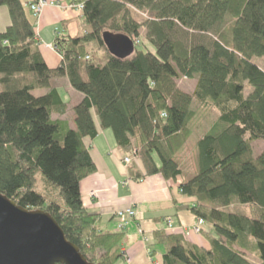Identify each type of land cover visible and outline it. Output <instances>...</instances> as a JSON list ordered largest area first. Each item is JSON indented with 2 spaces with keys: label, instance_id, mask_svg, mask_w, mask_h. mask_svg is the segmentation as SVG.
<instances>
[{
  "label": "trees",
  "instance_id": "trees-1",
  "mask_svg": "<svg viewBox=\"0 0 264 264\" xmlns=\"http://www.w3.org/2000/svg\"><path fill=\"white\" fill-rule=\"evenodd\" d=\"M69 1L82 6L84 34L58 38L61 62L49 69L21 1L0 0L9 19L0 32V195L51 216L89 263L115 264L123 258V234L97 232L96 217L81 203L79 184L95 173L83 140L95 138L98 128L110 130L119 150L141 161L145 176L177 181L175 156L189 138L196 102L218 117L195 144L196 174L178 189L194 200L185 208L210 222L214 236L201 231L209 243L204 250L155 233L165 249L162 264H253L246 258L250 240L264 264V151L253 157L251 148L264 143V71L253 63L264 59V0ZM107 32L133 40L134 53L110 56L101 41ZM89 47L103 51L102 58L90 57ZM63 77L82 96L72 108L73 130L54 118L67 112L53 86ZM180 79L196 80L192 94L178 89ZM36 90L47 93L35 97ZM128 170L133 174L131 164ZM37 174L58 190V201L35 191ZM233 204L256 212H227Z\"/></svg>",
  "mask_w": 264,
  "mask_h": 264
},
{
  "label": "crops",
  "instance_id": "crops-1",
  "mask_svg": "<svg viewBox=\"0 0 264 264\" xmlns=\"http://www.w3.org/2000/svg\"><path fill=\"white\" fill-rule=\"evenodd\" d=\"M20 1L24 6L33 0ZM46 1L48 5L37 20L33 19L28 12L27 14L29 22L34 27L38 51L43 61L49 69H56L61 59L49 46L55 44L58 38L82 36L84 34L82 13L55 7L56 2L64 5L68 0ZM3 8H0V32H3L9 25L7 11L4 8L3 12ZM190 81L194 82L193 89H195L196 80ZM53 86L62 102L67 105V112L71 113V121L64 119L66 114L56 118L66 122L73 130L75 127L72 108L82 99V96L71 88L66 77L55 80ZM181 91L192 94L189 93L190 91ZM46 93L47 91L44 94ZM212 125L207 128V132ZM189 134L190 137V130ZM83 143L95 166V173L79 184L82 206L87 214L96 217L94 226L97 232L123 234L122 252L125 258L122 261L124 264H162L165 249L157 244L154 238L157 232L178 237L188 245L204 250L209 249V243L202 234L189 233L186 235V231L195 225L196 218L185 208V206H193L194 200L180 194L178 187L184 182L183 180L178 181L180 177L177 181L168 182L159 174L145 176L141 161L135 158H132L131 162L133 174H129L128 166L121 164V158L126 156L117 147L110 130L98 128L97 136L93 139L85 138ZM126 174L128 183L124 185ZM137 174L140 175V180L133 179ZM129 207L134 208L135 219L126 226L120 227L114 215ZM167 220L171 221V227H168ZM202 232L208 234L205 223L202 226ZM149 252L153 259L152 262H150Z\"/></svg>",
  "mask_w": 264,
  "mask_h": 264
},
{
  "label": "water",
  "instance_id": "water-1",
  "mask_svg": "<svg viewBox=\"0 0 264 264\" xmlns=\"http://www.w3.org/2000/svg\"><path fill=\"white\" fill-rule=\"evenodd\" d=\"M101 41L116 59L135 49L126 36L103 33ZM0 264H91L68 242L55 220L44 211H28L0 195Z\"/></svg>",
  "mask_w": 264,
  "mask_h": 264
},
{
  "label": "rangeland",
  "instance_id": "rangeland-1",
  "mask_svg": "<svg viewBox=\"0 0 264 264\" xmlns=\"http://www.w3.org/2000/svg\"><path fill=\"white\" fill-rule=\"evenodd\" d=\"M27 0H22V2H26ZM4 9V8H3ZM3 12L5 11L2 10ZM134 18L137 19L139 22L144 21L143 16L140 15H134ZM232 21L227 18L223 34L228 35L229 29L231 27ZM1 25V24H0ZM1 28V27H0ZM141 43L146 44L143 38L140 39ZM136 43V42H135ZM137 44V43H136ZM89 56L94 55V59L102 58L103 56V51L97 50L96 47H89ZM253 63L256 64L261 70L264 71V59L263 58H254ZM177 87L179 90H184L189 93H193V85L194 82H191L190 80L186 79H180L176 83ZM251 92V88L246 85L245 89V96H247ZM45 90H36L32 92V95L35 97L42 96L44 95ZM192 109L195 112V116L192 119L191 123L188 126V129L191 131V136L189 137V140L186 142L184 147L182 148L181 151H179L176 156L175 160L180 166L182 170V177L178 179V181L183 180L184 182L192 178L196 172H197V152L195 148V143L196 141L201 138L206 132L207 128H209L210 125H212L217 117L218 113L217 111L212 108L211 106L207 105H201L198 103H194L192 106ZM56 118V116H54ZM64 119L71 121V113L66 112V115L64 116ZM252 148V155L253 157H257L264 151V143L261 141L253 142L251 144ZM134 153L131 154L130 160L132 162V158ZM135 158V157H134ZM136 160L138 158H135ZM36 186H35V191L43 196H45L46 200L49 201H58V190L56 188H53L46 184L40 174H37L36 176ZM227 212L235 214V215H240V216H245V217H252L254 216L256 212V208L250 205H239V204H233L231 207L226 209ZM205 226L208 230V234H214L213 226L210 222H205ZM202 236V235H201ZM200 236V237H201ZM202 239L203 236L201 237ZM251 241V246H252V251H249L246 254V258L253 264H259V261L256 257V249H255V243L253 240ZM120 251L122 252V245ZM124 252H123V258L116 262L115 264H124L122 260H124ZM153 260V259H152Z\"/></svg>",
  "mask_w": 264,
  "mask_h": 264
},
{
  "label": "built area",
  "instance_id": "built-area-1",
  "mask_svg": "<svg viewBox=\"0 0 264 264\" xmlns=\"http://www.w3.org/2000/svg\"><path fill=\"white\" fill-rule=\"evenodd\" d=\"M48 5L46 0H33L29 3H26L24 5V8L26 9V11L32 16L33 19L37 20L38 17L40 16V14L42 13L43 9ZM55 7L59 8V9H70V10H75L78 12L82 11V6L79 4L74 3L73 1H69L67 2V4L61 5L60 3L56 2L55 3ZM137 43V42H136ZM49 48L52 51H57V45L52 44L49 46ZM164 117V116H162ZM121 164L124 165L125 167L129 166L131 164V160L128 157H123L121 158ZM128 183V176L127 174L125 175V182L124 185H126ZM93 196V194L91 195ZM114 219L118 222L120 227H124L126 226L128 223H130L131 221H133L135 219V211L133 207H129L124 211L115 213L114 215ZM167 225L168 227H171V221L167 220ZM204 225V221L201 219H196V223L195 225L188 231H186V235H188L189 233H193L196 235H199L202 231V226ZM144 242H146V240H144ZM149 257H150V262H152V258H151V254L149 252Z\"/></svg>",
  "mask_w": 264,
  "mask_h": 264
}]
</instances>
